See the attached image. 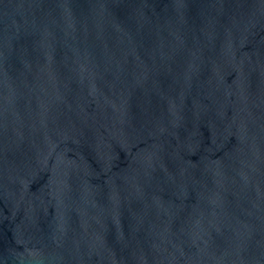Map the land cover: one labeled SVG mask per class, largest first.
Masks as SVG:
<instances>
[{"label":"water","instance_id":"water-1","mask_svg":"<svg viewBox=\"0 0 264 264\" xmlns=\"http://www.w3.org/2000/svg\"><path fill=\"white\" fill-rule=\"evenodd\" d=\"M0 264H264V0H0Z\"/></svg>","mask_w":264,"mask_h":264}]
</instances>
